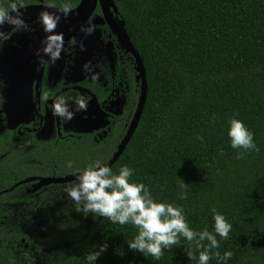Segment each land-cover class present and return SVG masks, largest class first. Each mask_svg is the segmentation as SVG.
Segmentation results:
<instances>
[{
    "label": "trees",
    "instance_id": "obj_1",
    "mask_svg": "<svg viewBox=\"0 0 264 264\" xmlns=\"http://www.w3.org/2000/svg\"><path fill=\"white\" fill-rule=\"evenodd\" d=\"M114 2L145 69L147 95L110 169H132V182L145 184L157 202L181 207L195 231L214 232L213 208L224 215L232 230L228 239L217 236L213 253L233 255L209 264H264V0ZM233 117L254 133L259 152L237 158L228 137ZM66 232L67 239L77 235L53 264H87V253L105 243L96 264H198L200 250L182 237L161 259L145 257L129 250L134 226L76 206Z\"/></svg>",
    "mask_w": 264,
    "mask_h": 264
},
{
    "label": "flooded vegetation",
    "instance_id": "obj_2",
    "mask_svg": "<svg viewBox=\"0 0 264 264\" xmlns=\"http://www.w3.org/2000/svg\"><path fill=\"white\" fill-rule=\"evenodd\" d=\"M81 1L22 0L26 27L7 24L0 37V264H53L66 253L72 202L64 180L111 159L139 102L136 58L114 0L116 10L97 0L86 19L55 12ZM61 96L70 120L53 114Z\"/></svg>",
    "mask_w": 264,
    "mask_h": 264
},
{
    "label": "clouds",
    "instance_id": "obj_3",
    "mask_svg": "<svg viewBox=\"0 0 264 264\" xmlns=\"http://www.w3.org/2000/svg\"><path fill=\"white\" fill-rule=\"evenodd\" d=\"M20 7H23L22 0L19 4L17 0H13L9 8L0 6V28L5 23L16 28L26 27L21 18ZM68 10V6L65 5L64 11ZM41 19L48 30L55 26V21L48 12L41 13ZM0 37L6 38L2 31H0ZM97 78V75L92 76L94 80ZM76 103L78 109L86 110L82 96L76 98ZM52 108L54 115L72 119L73 114L66 107L64 97L57 98ZM228 124V137L231 147L238 151V159L244 158L245 154L251 151L259 152V148L254 143V133L241 120L233 117L229 119ZM198 139L203 140V137ZM222 153L223 150H221ZM71 166L69 162L68 167ZM132 174L133 170L127 166L121 167L118 174H114L109 167L96 161L81 170L76 179L65 186V192L75 202L78 212L107 218L112 223L134 226L137 234L134 239L127 241L129 250L132 252H139L145 257L151 256L159 260L164 250L178 245L182 237L200 250L198 264H209L213 256L223 261L232 258L231 251H226L223 256L219 251L213 253V249L220 247L217 236L228 239L232 230V225L228 223L224 215L213 208L214 232H210L207 228L195 231L187 223L181 207L171 203L157 202L145 184L130 180ZM178 187L182 190L180 198L187 199V192L183 189L188 185L180 179ZM107 247L105 243L99 245L97 250L88 252L85 257L87 264H96L102 254L107 251ZM187 256L190 260L195 258L190 252Z\"/></svg>",
    "mask_w": 264,
    "mask_h": 264
},
{
    "label": "water",
    "instance_id": "obj_4",
    "mask_svg": "<svg viewBox=\"0 0 264 264\" xmlns=\"http://www.w3.org/2000/svg\"><path fill=\"white\" fill-rule=\"evenodd\" d=\"M96 1L97 0H82L80 5L74 9L73 11L70 12H63V11H55L56 13L59 14H63L66 15L67 17H69V19H75L76 17L81 16L82 19H86V16H89L93 10V8L96 5ZM101 2V6L103 8H108L109 6L115 8L112 0H100ZM29 10H20V13L23 15L24 13H28ZM14 15V13H13ZM7 24L9 23H5L2 28H0V31H4L7 29ZM126 41L129 47V50L133 52L135 58H136V64H137V71H138V77L141 81V94H140V98H139V102L134 114V118L124 136V138L121 140L120 144L118 145L116 151L114 152L113 156L111 157V159L103 164L104 166H107L109 168L112 167V165L115 163V161L120 157V155L122 154V152L124 151L126 145L128 144L130 138L132 137L134 131L136 130L137 126H138V122L141 118L142 115V111H143V107H144V103L146 100V94H147V82H146V75H145V69L142 65V61L140 59V57L138 56V54L136 53V51L134 50L133 46L131 45L129 38L126 36ZM78 174L75 175H70L68 177L65 178V182H72L76 179ZM55 182H59V181H55Z\"/></svg>",
    "mask_w": 264,
    "mask_h": 264
},
{
    "label": "rangeland",
    "instance_id": "obj_5",
    "mask_svg": "<svg viewBox=\"0 0 264 264\" xmlns=\"http://www.w3.org/2000/svg\"><path fill=\"white\" fill-rule=\"evenodd\" d=\"M71 202H72V204H71V208H72V207H75L76 204H75V202H74L72 199H71ZM87 218H89V215H87ZM72 235H73V234H71V235L68 237V240H72L73 237L76 236L77 234H76V235H73V236H72Z\"/></svg>",
    "mask_w": 264,
    "mask_h": 264
}]
</instances>
